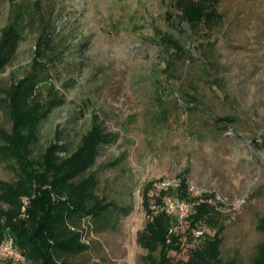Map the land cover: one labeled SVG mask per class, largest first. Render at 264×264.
Listing matches in <instances>:
<instances>
[{"label":"rangeland","instance_id":"obj_1","mask_svg":"<svg viewBox=\"0 0 264 264\" xmlns=\"http://www.w3.org/2000/svg\"><path fill=\"white\" fill-rule=\"evenodd\" d=\"M18 4L28 25L0 74V88L32 75L42 83V105L54 109L41 124L34 153L57 130L75 150L97 121L114 134L97 158V194L130 209L95 221L89 249L71 263L144 264L146 251L137 243L147 222L143 189L187 171L196 190L247 197L224 218L222 257L252 264L264 238L257 229L264 216V0H219L223 19L197 31L180 22L172 0ZM10 10L0 0V38ZM165 38L186 53L179 55ZM52 46L59 47L58 55ZM223 116L236 121L219 125L216 118ZM0 126L11 129L1 106ZM13 179L10 167L0 163V180ZM187 256L186 249L181 258ZM0 259L21 256L0 249Z\"/></svg>","mask_w":264,"mask_h":264},{"label":"trees","instance_id":"obj_2","mask_svg":"<svg viewBox=\"0 0 264 264\" xmlns=\"http://www.w3.org/2000/svg\"><path fill=\"white\" fill-rule=\"evenodd\" d=\"M7 1L11 10L0 38V74L16 55L28 25L19 0ZM218 4L219 0H172V10L179 13L181 23L197 31L215 19H223L217 10ZM171 11L169 16L173 15ZM165 39L167 46L177 47L179 55L186 53L179 42ZM51 49L54 56L60 52L57 46ZM35 78L27 76L0 88L3 94L0 106L11 122L10 130L0 126V163H6L14 172L13 180H0V247L12 240L21 256L17 261L0 259V264H73L71 257L89 249V245L81 242L84 224L93 231V223L105 213L123 210L127 215L130 209L107 202L97 194V158L101 148L114 139V134L97 121L75 150L62 142L61 132L57 130L54 140L34 153L41 124L54 109L52 104L42 105L39 98L42 83ZM216 121L227 127L236 118L223 116ZM178 180L179 186L168 190L157 192L155 182L147 183L143 189L147 222L137 233V243L146 251L143 263L238 264L235 258L222 257L226 216L211 204L198 202L206 195L191 194L187 171L181 172ZM167 196L194 203L186 221L180 223L162 210ZM257 229L264 237V216L259 219ZM198 230H203V234L197 236ZM186 249L187 258H181ZM252 264H264V238Z\"/></svg>","mask_w":264,"mask_h":264},{"label":"built area","instance_id":"obj_3","mask_svg":"<svg viewBox=\"0 0 264 264\" xmlns=\"http://www.w3.org/2000/svg\"><path fill=\"white\" fill-rule=\"evenodd\" d=\"M179 186V180L169 179L167 177H163L156 181L154 183V189L157 192L168 190L170 188H175ZM191 194L195 197H200L206 195V197H200L198 202H205L208 204H211L214 206L215 210L219 213H221L224 216H232L234 215L240 208H242L246 202L247 197L241 196L239 198L231 199L225 195H222L218 192H210L208 190H196L193 186H190ZM194 203H191L186 200L179 199L177 197L173 196H167L165 197L164 204L162 206V210L166 211L168 214L173 215L177 218V220L180 223H183L186 221L192 212ZM83 228L85 229V232L83 236L81 237V242L87 245H90V234L93 233L91 229H89V226L84 224ZM79 231L82 232L80 229ZM203 234V230H198L196 232L197 236H200ZM0 249L14 252L17 255H19L13 245L12 240H8L0 247ZM20 256V255H19Z\"/></svg>","mask_w":264,"mask_h":264}]
</instances>
